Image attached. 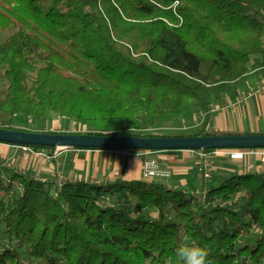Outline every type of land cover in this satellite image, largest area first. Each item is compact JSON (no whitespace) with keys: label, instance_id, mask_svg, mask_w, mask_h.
Returning a JSON list of instances; mask_svg holds the SVG:
<instances>
[{"label":"trees","instance_id":"16d2710c","mask_svg":"<svg viewBox=\"0 0 264 264\" xmlns=\"http://www.w3.org/2000/svg\"><path fill=\"white\" fill-rule=\"evenodd\" d=\"M2 32L7 130L26 131L11 115L54 113L94 131L86 135L159 138L140 131L193 109L202 129L167 137L227 135L208 131L212 102L264 77V0H0ZM202 189L199 198L163 182L57 185L9 174L0 264H173L185 239L214 264H261L264 173ZM253 231L254 245L240 247Z\"/></svg>","mask_w":264,"mask_h":264},{"label":"crops","instance_id":"0c3cea01","mask_svg":"<svg viewBox=\"0 0 264 264\" xmlns=\"http://www.w3.org/2000/svg\"><path fill=\"white\" fill-rule=\"evenodd\" d=\"M261 86H264V77L250 80L240 89L214 100L212 108L215 111L208 128L213 127V130L227 135H264V87L247 101H241L249 88L258 89ZM46 152L51 157L35 158L22 152L20 146L0 143L1 166L5 173L28 175L57 185L86 182L103 186L115 181L129 183L143 180L141 160L127 156L124 151L55 149ZM146 158L155 160L159 170L169 174L168 178L146 182H163L188 193L197 186L209 187L232 175L264 173V160L258 155H246L244 151H236L228 157H213L209 178L197 170V151H149Z\"/></svg>","mask_w":264,"mask_h":264},{"label":"water","instance_id":"95a60500","mask_svg":"<svg viewBox=\"0 0 264 264\" xmlns=\"http://www.w3.org/2000/svg\"><path fill=\"white\" fill-rule=\"evenodd\" d=\"M0 143L66 150H264V135L138 138L116 135H60L0 128Z\"/></svg>","mask_w":264,"mask_h":264},{"label":"rangeland","instance_id":"374dc122","mask_svg":"<svg viewBox=\"0 0 264 264\" xmlns=\"http://www.w3.org/2000/svg\"><path fill=\"white\" fill-rule=\"evenodd\" d=\"M8 36L7 32L0 33V39H5ZM2 71V66L0 65V74ZM4 85V81L0 78V88ZM8 122H10V126L15 129L26 130L29 132H36V133H45V134H60V135H86L87 133L94 132L90 128L82 127L81 125L77 124L74 121L69 119L61 118L57 114L52 113L48 119H36L31 117H25L22 115H11L7 118ZM7 122V123H8ZM7 123H3L2 125H7ZM202 115L196 110L190 109L185 112L180 117H177L172 122L164 125H150L148 127L144 126L140 133L146 135H160L167 137L169 135H178V134H194L200 129H202ZM214 131L217 134H223L213 130V127L208 131ZM51 132V133H50ZM21 149V148H20ZM47 151V150H46ZM22 152L32 155L35 158L39 156H35L27 151L22 150ZM48 157H51L46 152ZM46 156V157H47ZM45 158V157H39ZM2 160H0L1 164ZM3 163V162H2ZM9 177V173H3L0 176V180L5 181ZM168 180V179H165ZM164 180V181H165ZM203 189L201 186H197L194 188L190 193L198 196L199 198L203 196ZM114 199H111V203H114ZM231 206V204H230ZM232 207V206H231ZM122 208V207H117ZM151 218L159 217V213L157 211L152 212L149 215ZM170 219V216L166 217ZM257 232L253 231L250 236L244 237L241 242H239V246L242 247L244 245H254V241L256 238ZM261 264H264V260H262Z\"/></svg>","mask_w":264,"mask_h":264},{"label":"built area","instance_id":"2783aa9c","mask_svg":"<svg viewBox=\"0 0 264 264\" xmlns=\"http://www.w3.org/2000/svg\"><path fill=\"white\" fill-rule=\"evenodd\" d=\"M264 86H261L258 89L249 88L245 95L242 97L241 101H247L250 99L254 94L259 93ZM240 101V102H241ZM233 106V105H232ZM215 111L212 108V112ZM21 150L27 151L35 156L39 157H46V150H33L30 147L20 146ZM236 151H244L246 155H258L264 160V150H199L197 151V157L199 160L197 170L201 173L205 178H209L210 176V167H211V159L215 156H223L228 157L232 155ZM124 153L127 156H130L134 159L141 160L143 165V173L142 178L143 180H153L156 178H168L169 174L159 170L158 164L155 160L146 158L149 154V151L146 150H125ZM47 158H49L47 156Z\"/></svg>","mask_w":264,"mask_h":264},{"label":"clouds","instance_id":"9594fccd","mask_svg":"<svg viewBox=\"0 0 264 264\" xmlns=\"http://www.w3.org/2000/svg\"><path fill=\"white\" fill-rule=\"evenodd\" d=\"M211 252L206 246L192 239H185L176 249L173 264H214Z\"/></svg>","mask_w":264,"mask_h":264}]
</instances>
